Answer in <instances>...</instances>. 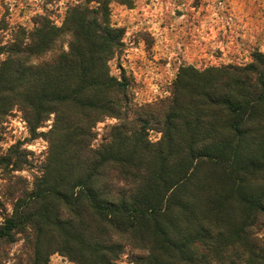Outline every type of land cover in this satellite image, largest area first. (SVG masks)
Wrapping results in <instances>:
<instances>
[{
  "label": "trees",
  "instance_id": "obj_1",
  "mask_svg": "<svg viewBox=\"0 0 264 264\" xmlns=\"http://www.w3.org/2000/svg\"><path fill=\"white\" fill-rule=\"evenodd\" d=\"M111 1L71 4L61 25L38 14L1 48L0 116L16 107L48 149L30 185L12 189L10 212L0 201V263L21 241L14 264L54 253L75 264H264L254 232L264 221V52L243 66H183L170 96L139 104L132 78L112 72L124 29ZM107 118L116 122L98 142ZM11 152L0 167L23 169L24 150Z\"/></svg>",
  "mask_w": 264,
  "mask_h": 264
},
{
  "label": "rangeland",
  "instance_id": "obj_2",
  "mask_svg": "<svg viewBox=\"0 0 264 264\" xmlns=\"http://www.w3.org/2000/svg\"><path fill=\"white\" fill-rule=\"evenodd\" d=\"M81 1L0 0V27L9 28H0V62L5 57L1 48L10 40L14 26L30 29L33 18L44 13L61 25L67 8ZM109 6L112 23L124 29V48L111 60L112 72L119 76L123 70L132 78L130 92L139 104L170 96L183 66L199 70L230 64L243 66L252 61L254 52H264V0H112ZM113 122L115 118H107L98 124V142L106 125ZM48 128L40 127L38 132ZM149 137L157 141L161 132L150 130ZM15 145L24 150L28 162L19 164L21 170H13L14 164L0 167V201L6 212L11 211V202L15 200L12 189L30 185L48 149L46 138L30 133L16 107L8 115L0 116V155L13 154L11 148ZM254 232L264 245V221ZM21 244L19 241L10 246L9 256L0 264H14L12 256ZM49 264L75 263L54 253ZM117 264L133 263L124 255Z\"/></svg>",
  "mask_w": 264,
  "mask_h": 264
}]
</instances>
